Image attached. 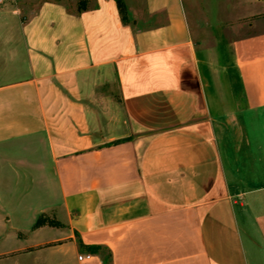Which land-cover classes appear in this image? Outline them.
Here are the masks:
<instances>
[{
    "label": "crops",
    "instance_id": "1",
    "mask_svg": "<svg viewBox=\"0 0 264 264\" xmlns=\"http://www.w3.org/2000/svg\"><path fill=\"white\" fill-rule=\"evenodd\" d=\"M198 1L48 0L0 48V264H264V32L200 54Z\"/></svg>",
    "mask_w": 264,
    "mask_h": 264
},
{
    "label": "rangeland",
    "instance_id": "2",
    "mask_svg": "<svg viewBox=\"0 0 264 264\" xmlns=\"http://www.w3.org/2000/svg\"><path fill=\"white\" fill-rule=\"evenodd\" d=\"M44 1L48 0H10L0 4V48L22 44L20 27L35 14ZM62 1L69 3L70 0ZM137 1L141 6L142 0ZM190 19L193 25H197L199 22L201 41L205 40V42L202 41L205 44H200V54H203V45L207 48L215 47L217 50L219 49L216 52L219 53L221 61L230 62V54L220 50L224 45L234 39L264 32V0H199L196 10H190ZM6 30L9 31L8 35ZM5 72L7 71H0V81L5 78ZM219 75L222 80L225 78L222 72ZM209 91L212 92V89ZM14 184L13 181L11 190H13ZM17 204L15 197L3 195V192L0 191L2 218L6 215L4 209H14ZM3 225L2 219L1 228Z\"/></svg>",
    "mask_w": 264,
    "mask_h": 264
},
{
    "label": "trees",
    "instance_id": "3",
    "mask_svg": "<svg viewBox=\"0 0 264 264\" xmlns=\"http://www.w3.org/2000/svg\"><path fill=\"white\" fill-rule=\"evenodd\" d=\"M89 1L90 0H78V4H77V9H76V15H79L85 11L88 10V6H89ZM117 5H118V8H119V11H120V15L122 17V21L124 24H127L128 23V17H127V10H126V7H125V4L123 2V0H115ZM46 221L43 220L42 218H40L38 220V222L36 223V227H39V226H42L43 224H45Z\"/></svg>",
    "mask_w": 264,
    "mask_h": 264
},
{
    "label": "built area",
    "instance_id": "4",
    "mask_svg": "<svg viewBox=\"0 0 264 264\" xmlns=\"http://www.w3.org/2000/svg\"><path fill=\"white\" fill-rule=\"evenodd\" d=\"M7 1H10V0H0V4H2V3H5V2H7ZM80 261H89V260H91L92 259V256L91 255H86V256H79V258H78Z\"/></svg>",
    "mask_w": 264,
    "mask_h": 264
}]
</instances>
